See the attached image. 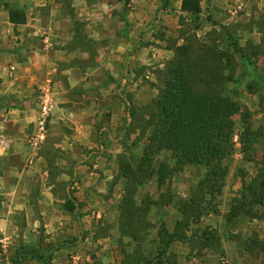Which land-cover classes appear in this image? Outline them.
<instances>
[{"label":"crops","instance_id":"0c3cea01","mask_svg":"<svg viewBox=\"0 0 264 264\" xmlns=\"http://www.w3.org/2000/svg\"><path fill=\"white\" fill-rule=\"evenodd\" d=\"M172 2L133 0L120 19L101 0L72 2L67 15L59 0H0V264L123 263L112 236L118 157L140 136L129 130L132 107L157 98L155 71L173 58L168 39L183 12ZM13 10L26 21L13 23ZM183 245L172 247L178 264H219L212 253L189 259ZM221 246V264H249L237 242Z\"/></svg>","mask_w":264,"mask_h":264},{"label":"trees","instance_id":"16d2710c","mask_svg":"<svg viewBox=\"0 0 264 264\" xmlns=\"http://www.w3.org/2000/svg\"><path fill=\"white\" fill-rule=\"evenodd\" d=\"M202 2L182 0L181 10L198 19L203 11ZM10 16L13 23L26 21L21 11L13 10ZM226 37L231 42V36ZM233 48L231 51L220 45L187 42L176 48L174 57L157 77L159 94L142 111V125L137 128L139 140L146 139L144 150L141 155L126 151L118 157L117 181H124V195L119 205V233L134 246L133 251L124 253L122 264H178L172 250L176 243L187 244L192 250H214L213 245L221 248V234L216 228L194 230V227H198L205 216L218 212L216 198L222 193L229 174L224 161L234 153L237 129L245 155L261 137L249 124L250 113L242 110L233 89L237 81L233 69L234 52L249 66L252 65L251 55L237 44ZM255 78L258 87L247 88L252 94L259 95L262 106L263 79ZM138 114L133 113V123ZM234 115L242 118L240 128L232 119ZM164 154L169 157L160 160ZM187 166L204 169L201 179L188 197L180 200L174 229L169 230L164 223L156 227L150 220L152 210L169 207L178 200L171 182ZM149 182H155L158 189H166L158 199L145 196L139 201V191ZM64 209L75 212L73 199L66 201ZM242 219L264 222V154L258 163L257 174L243 185L226 215V221L231 225ZM153 230L157 231L156 239H150ZM147 242L156 245L154 255L141 251ZM251 245L264 261V241L255 239ZM41 259L44 264H50L49 258Z\"/></svg>","mask_w":264,"mask_h":264},{"label":"rangeland","instance_id":"374dc122","mask_svg":"<svg viewBox=\"0 0 264 264\" xmlns=\"http://www.w3.org/2000/svg\"><path fill=\"white\" fill-rule=\"evenodd\" d=\"M75 1L79 2V0H60L62 13L64 15L73 13L71 3ZM92 1L95 0H89V2ZM161 1L164 9L173 3L172 0ZM101 2L110 3L115 6L113 13L118 15L120 19H124L127 16L133 5V0H101ZM240 3L241 2L238 0H229L228 4L222 7L219 5L213 6L212 0H203V11L198 19L185 15L184 13L181 14L179 18H175V21H173L174 32L168 39V47L172 48L175 55V50L179 42L181 43L179 46L187 42L193 44L207 43L209 46L220 45L221 48L231 51H234L233 45L237 44L239 47L247 49L248 53L251 55L252 65L249 66L243 63L239 59V56H237L238 54L234 52L236 57L233 69H235L237 81L233 89L235 88V99L241 104L242 110H246L250 113V116H248L249 124L254 130H257L261 134V137L254 141L252 150L245 155L239 143L240 131L237 129L234 138V153L224 161V164L229 169V174L222 193L216 198L218 212L205 216L200 225L194 227V230L205 227L216 228L221 234V242L225 237L238 243L239 247L244 251L249 264H264L262 255L258 254L251 245V241L255 239L264 241V222L242 219L235 225H231L226 221V215L231 208L233 199L241 191L243 185L248 184L257 174L258 163L261 161L264 154V102L261 106L259 95L252 94L247 88L249 86H251L252 89L258 87V79H256L255 76L263 79L262 84L264 85V0H246V4L239 8ZM158 14L157 12L156 17ZM159 34H163L160 36H164L165 38V32H159ZM226 36H231V42L227 40ZM164 68L165 66L163 68L158 67L155 71L157 77ZM246 73L250 76H244ZM159 86L160 83L158 81V90ZM151 103L142 106L134 105L132 107L131 111L136 114L138 112L139 114L136 115V121L129 130L134 132L142 125L140 122V117H143L141 113L144 111V108ZM232 119L240 128L241 116L234 115ZM144 146V141H140L139 138H137L132 143V146L127 149V152L137 155L139 150L142 151L144 149ZM168 157V154H164L161 156L160 160H164ZM203 172L204 169L202 168L187 166L182 173L173 178L171 188L177 194L178 200L169 207L154 208L152 210L150 220L154 222L156 227L164 223L162 221L163 217H166L171 224L177 221L179 215H177L176 210L180 204V200H185L188 197L190 190L199 182ZM121 181L122 183L116 181L115 185L121 183L120 188L124 191V181ZM165 189L166 188L158 189L155 182H149L139 191L138 200H142L145 196L158 199L161 192L165 191ZM103 229L101 236L107 235L109 231L106 226H104ZM156 233L157 231L153 230L150 234V239H154ZM112 236L117 251L120 253V257L124 256L125 252L134 250V246L131 245L128 239L120 237L119 230L116 235L114 234ZM183 247L190 248L191 252L188 257L189 259L191 258V260H195L197 263L202 261L203 257L205 258L209 253L216 255L219 264L222 263L223 259L227 258L222 250V246L218 248L213 245L212 247L214 250H192L187 244H184ZM180 249L179 246V248L176 250L174 248L173 250L177 261L178 251ZM246 249L249 250L247 251ZM141 251L146 254L152 252L154 255L153 252H156V245L147 242L143 245ZM45 257L49 258L50 256L45 255ZM94 257V264H101V262L98 261V257L96 255ZM83 264L87 263L85 262Z\"/></svg>","mask_w":264,"mask_h":264}]
</instances>
